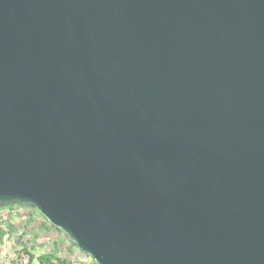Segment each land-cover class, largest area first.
<instances>
[{"label":"water","instance_id":"water-1","mask_svg":"<svg viewBox=\"0 0 264 264\" xmlns=\"http://www.w3.org/2000/svg\"><path fill=\"white\" fill-rule=\"evenodd\" d=\"M97 264H264V0H0V207Z\"/></svg>","mask_w":264,"mask_h":264},{"label":"crops","instance_id":"crops-1","mask_svg":"<svg viewBox=\"0 0 264 264\" xmlns=\"http://www.w3.org/2000/svg\"><path fill=\"white\" fill-rule=\"evenodd\" d=\"M35 212V208L19 203L0 207V259L14 258L23 249L36 263L65 259L87 264L77 244L49 220L36 218Z\"/></svg>","mask_w":264,"mask_h":264},{"label":"built area","instance_id":"built-area-1","mask_svg":"<svg viewBox=\"0 0 264 264\" xmlns=\"http://www.w3.org/2000/svg\"><path fill=\"white\" fill-rule=\"evenodd\" d=\"M34 208V207H32ZM36 209V208H35ZM37 212H35L34 216L38 219L41 218H45L47 219L38 209H36ZM48 220V219H47ZM86 255L85 257V262H87V264H97L96 260L91 257L90 255L84 253ZM73 261V260H72ZM70 262H67L65 259H62L60 261L55 262H50V261H46L44 263H36L33 261L32 256L30 255L29 252L25 251V250H20V252L18 253V255H16L14 258L11 259H0V264H69ZM70 264H81V262H79L78 260H75L73 262H71Z\"/></svg>","mask_w":264,"mask_h":264},{"label":"trees","instance_id":"trees-1","mask_svg":"<svg viewBox=\"0 0 264 264\" xmlns=\"http://www.w3.org/2000/svg\"><path fill=\"white\" fill-rule=\"evenodd\" d=\"M44 262H46V260H43Z\"/></svg>","mask_w":264,"mask_h":264}]
</instances>
